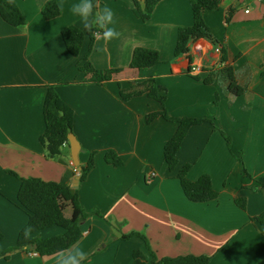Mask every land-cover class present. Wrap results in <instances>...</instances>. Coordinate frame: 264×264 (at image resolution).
Instances as JSON below:
<instances>
[{"label": "crops", "instance_id": "1", "mask_svg": "<svg viewBox=\"0 0 264 264\" xmlns=\"http://www.w3.org/2000/svg\"><path fill=\"white\" fill-rule=\"evenodd\" d=\"M51 1L60 15L46 20L43 10ZM15 2L23 25L11 26L0 16V264H56L54 255L15 250L29 221L18 200L22 180L71 189L80 177L70 146L51 158L42 142L52 86L73 113L80 166L94 155V166L76 190L88 214L77 243L87 253L82 264H134L136 253L150 264V252L157 260L194 255L209 257L211 264H264V228L253 221L264 213V0H223L205 12L219 45L192 39L188 55L179 57L178 30L193 25V0H162L147 21L137 17L132 0H100L114 12L120 37L106 47L95 39L90 53L86 38L79 57L68 52L62 37L70 26L84 28L70 11L79 0ZM136 48L157 50L160 63L131 69ZM86 61L96 70L119 73L107 82H89L80 70ZM227 67L244 89L240 96L230 92ZM149 89L166 97L170 118L207 120L189 129L175 171L165 163L164 149L179 124L163 116L147 122L163 110ZM109 150L122 166L106 162ZM187 164L191 181L210 176L216 200L187 199L177 177ZM238 198L245 199V210ZM62 233L53 227L38 235ZM131 233L142 237L122 239Z\"/></svg>", "mask_w": 264, "mask_h": 264}, {"label": "trees", "instance_id": "2", "mask_svg": "<svg viewBox=\"0 0 264 264\" xmlns=\"http://www.w3.org/2000/svg\"><path fill=\"white\" fill-rule=\"evenodd\" d=\"M134 3V12L143 21L150 19L152 12L159 2L162 0H144L141 4L140 0H132ZM223 0H193L194 23L190 27H182L178 30L177 43L175 48V56L188 55L189 43L192 39H205L214 46H218L219 42L212 35L209 27L204 20V13L217 9ZM60 15L59 6L51 1L48 2L43 10V17L46 20H52ZM0 16L11 26L23 25L25 20L17 6L15 0H0ZM63 41L68 52L74 57H79L82 46L89 39V53L92 51L95 38L91 33L83 28L70 26L62 33ZM87 59V58H86ZM222 62L225 57H222ZM160 63V55L157 50L147 48H136L131 61V69L141 71L150 69ZM80 70L88 76V81L100 84L112 79L113 75L119 73V70H96L89 61H86ZM225 74L230 81V92L233 96H240L244 93V89L237 85L234 78V72L231 67L225 68ZM264 76V71H263ZM149 89V95L156 98L163 107L159 113L147 116V122L151 123L155 118L163 116L169 121L179 124L174 137L167 143L164 149V159L170 171H175L178 167L177 154L189 131L194 126L201 124L205 119H174L167 115L165 109L166 97H157L155 91ZM132 95L123 96L125 99ZM44 118L46 130L42 136V142L47 146L49 157L54 158L61 153L64 145L69 146L68 135L72 132L73 113L61 101L54 87H49L47 97L44 104ZM229 142V139H228ZM94 156V155H93ZM91 156L88 164L80 171V182H83L92 167L94 159ZM107 163L116 167L122 166L123 161L118 154L109 150L105 154ZM191 165L183 166L178 172L185 196L194 203H206L218 198V193L213 189L210 176L203 175L196 181L188 178ZM264 196V191H263ZM18 200L20 205L28 212L29 221L21 230L15 250H22L27 253H37L40 256H53V253L62 249L69 250L76 245L82 238L81 224L88 218V214L83 210L78 201V191L71 192V189L63 184L54 182H44L39 179H24L21 182ZM237 205L245 210V199L238 198ZM71 209V216L67 217L65 213ZM264 228V213L253 218ZM58 227L63 230L60 235L51 238H40L39 233L43 230ZM132 237H142L139 233H131L123 235V240ZM3 235L0 233V241ZM150 264H211V260L207 256H180L175 258H163L157 260L156 256L150 252ZM134 264H147L139 253H136Z\"/></svg>", "mask_w": 264, "mask_h": 264}, {"label": "clouds", "instance_id": "3", "mask_svg": "<svg viewBox=\"0 0 264 264\" xmlns=\"http://www.w3.org/2000/svg\"><path fill=\"white\" fill-rule=\"evenodd\" d=\"M70 11L80 18L85 29L97 40H103L104 45L120 37V33L114 27L115 14L108 6H100V0H79L73 4ZM113 25V26H109ZM104 49L102 48L101 51ZM56 264H82L87 260V253L77 244L71 252L67 249L53 253Z\"/></svg>", "mask_w": 264, "mask_h": 264}, {"label": "water", "instance_id": "4", "mask_svg": "<svg viewBox=\"0 0 264 264\" xmlns=\"http://www.w3.org/2000/svg\"><path fill=\"white\" fill-rule=\"evenodd\" d=\"M68 142H69V146L71 150V157H72L73 163L79 168V170H82V167L80 166V162H79V153L81 151V145L78 139L76 138V136L73 134V132L69 133ZM79 182H80V177H77L73 181V186L71 188L72 193H75V191L78 189Z\"/></svg>", "mask_w": 264, "mask_h": 264}, {"label": "built area", "instance_id": "5", "mask_svg": "<svg viewBox=\"0 0 264 264\" xmlns=\"http://www.w3.org/2000/svg\"><path fill=\"white\" fill-rule=\"evenodd\" d=\"M216 51H217V52H220V49H219V48H217V49H216Z\"/></svg>", "mask_w": 264, "mask_h": 264}, {"label": "rangeland", "instance_id": "6", "mask_svg": "<svg viewBox=\"0 0 264 264\" xmlns=\"http://www.w3.org/2000/svg\"><path fill=\"white\" fill-rule=\"evenodd\" d=\"M55 228H58V227H55Z\"/></svg>", "mask_w": 264, "mask_h": 264}]
</instances>
